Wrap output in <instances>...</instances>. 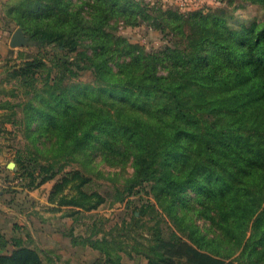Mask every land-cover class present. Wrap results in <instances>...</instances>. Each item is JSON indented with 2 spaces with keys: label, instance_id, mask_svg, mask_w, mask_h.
Instances as JSON below:
<instances>
[{
  "label": "trees",
  "instance_id": "trees-1",
  "mask_svg": "<svg viewBox=\"0 0 264 264\" xmlns=\"http://www.w3.org/2000/svg\"><path fill=\"white\" fill-rule=\"evenodd\" d=\"M248 2L263 19L237 27L223 7L169 15L152 6L177 38L152 52L111 23H139L144 0H87V18L72 0L13 8L35 49L18 50L0 74V127L25 142L17 139L18 186L54 181L48 201L77 221L107 197L88 188L84 172L66 169L88 172L96 157L130 161L112 203L126 210V198L148 185L162 210L148 223L155 206L142 204L115 222L119 235L81 239L99 263L122 264L123 253L145 264H264V0ZM84 70L90 82L78 80ZM12 244L7 250L0 235V264H44L21 238Z\"/></svg>",
  "mask_w": 264,
  "mask_h": 264
},
{
  "label": "rangeland",
  "instance_id": "rangeland-1",
  "mask_svg": "<svg viewBox=\"0 0 264 264\" xmlns=\"http://www.w3.org/2000/svg\"><path fill=\"white\" fill-rule=\"evenodd\" d=\"M20 1L21 0H0V25L1 28L6 31L5 43L9 42L12 33L16 29H21L24 35L29 37V40L32 41L30 36L25 33L23 29L15 23L14 18L11 17L13 14H15V10L13 8L21 6L19 5ZM72 3L73 4L71 5V8L75 11H79L81 15L87 18V0H72ZM144 3L147 4V11L145 18L143 19L141 17V19H139V23L129 24L122 18L118 20L113 19L111 20V23H115L117 34L126 38L132 44L142 46L146 52L160 50L166 44L171 43L170 40H172V42L177 40L176 37L173 38V33L169 23H167L161 17V14L164 11H168L167 14L169 15L174 11L185 15L188 12L193 11H202L203 13H206L208 10L223 7L227 10L229 23L236 27L240 25H249L253 21H261L263 19L262 7L256 4H251L248 2V0H144ZM152 6L156 9L162 10L163 12H159L157 10L156 12L152 13ZM37 9L43 10L41 5H39ZM184 41L186 42V40ZM19 48V46L11 47V49L5 53V56L0 55V74L5 68L7 60L15 57ZM23 48H28L29 51L35 50L34 47H27V45H24ZM91 79L92 74L87 70L82 71L78 76V80L84 83L90 82ZM1 87L2 86L0 85V88ZM1 98H3V95L0 93V99ZM5 128L7 129H1L0 127V164L2 166L3 172L8 170V174L11 176L12 187H14L18 186L21 182L17 178L18 167L14 162L15 153L16 150L22 146V144L18 142H25L21 137L13 138V135L8 132L10 127L6 126ZM9 162L15 163V167L13 169H8L6 167L7 163ZM86 167H82L80 164H74L69 166L66 170L78 168L87 176L91 177L92 182L88 188L103 193L107 197V200L104 204L99 206L97 210L90 213H81L80 218L77 221H73L69 227L70 229L66 230L68 233L67 235H69V240H81L83 238H87V236L91 234H95L94 238H101L104 234H106V236H110L115 222L123 218L129 221L132 211L135 208H139L142 204L150 203L155 206L154 210H151L149 215L144 216V219L149 220L148 223H154L156 221L155 219L153 220L151 218L152 216L155 218V211L162 213V210H160V208L157 206V203L153 199L148 185H146L144 189H141L139 193L133 194L126 198V201L129 204V208H126V210L125 204L112 203V199L110 198L111 193L116 187H121L133 172V169L130 166V161L123 163L117 162L116 164H113L111 162H103L100 157H96L95 160L90 163L88 172ZM5 174H7V172ZM53 182L54 181L49 182L44 188L39 189L36 193H32V195L24 197V200L27 201H21L25 204H22L24 207L23 209H28L26 206L28 201H38L39 203L41 201H46L47 190L52 186ZM135 214L136 216L139 215L138 212ZM189 215L191 216V213ZM162 218L164 219L158 222V226L161 228L162 236L167 237L170 232V227L168 225L169 222L164 214ZM141 223L142 222L139 224ZM197 224L200 227L204 226L202 220L200 219L197 220ZM112 234L117 236L119 235V231H112ZM100 256V253L93 251L87 246V264H91L94 259L95 262L98 261V264H102L101 260L99 263ZM57 259L59 263L66 262L65 260L60 259V257ZM145 263V259L141 256L135 254L128 256L127 254L122 253V264ZM45 264H48V262ZM49 264L51 263L49 262Z\"/></svg>",
  "mask_w": 264,
  "mask_h": 264
},
{
  "label": "crops",
  "instance_id": "crops-1",
  "mask_svg": "<svg viewBox=\"0 0 264 264\" xmlns=\"http://www.w3.org/2000/svg\"><path fill=\"white\" fill-rule=\"evenodd\" d=\"M5 41L6 31L0 25L1 56H5V53L11 49L9 42L5 43ZM8 173V170L3 172L0 164V235L8 240L7 250L13 248V238H21L27 245L39 250L44 264L46 262L48 264L49 262L51 264H87V245L82 244L81 240L68 238L66 230L70 229L74 221L71 216L65 214L68 209L57 208L55 204L48 201L51 187L47 190L46 201L40 203L28 201L26 206L30 210L23 209L24 203L21 201H27L24 197L36 193L49 182L37 189L27 191L20 186L12 187L11 176ZM58 257L66 262L59 263Z\"/></svg>",
  "mask_w": 264,
  "mask_h": 264
},
{
  "label": "water",
  "instance_id": "water-1",
  "mask_svg": "<svg viewBox=\"0 0 264 264\" xmlns=\"http://www.w3.org/2000/svg\"><path fill=\"white\" fill-rule=\"evenodd\" d=\"M33 43V41L29 40V37L25 36L24 33L21 31V29H16L11 37H10V41L9 44L11 47H22L24 45H29ZM6 167L8 169H13L15 167V163L14 162H9L7 163Z\"/></svg>",
  "mask_w": 264,
  "mask_h": 264
}]
</instances>
